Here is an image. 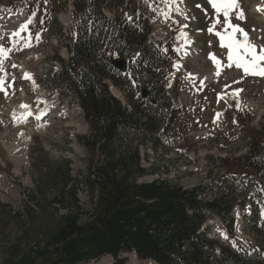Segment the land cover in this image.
<instances>
[{
  "label": "rangeland",
  "instance_id": "374dc122",
  "mask_svg": "<svg viewBox=\"0 0 264 264\" xmlns=\"http://www.w3.org/2000/svg\"><path fill=\"white\" fill-rule=\"evenodd\" d=\"M28 1L30 9L26 4L9 7L11 12H4L1 8L8 9V6L5 0H0V31L4 34L0 45L5 48L12 47L9 34L35 13L34 23L29 26L32 46L9 54L5 62V87L8 83L12 86L7 96L0 92V264H13L16 257L35 248L43 229L57 219L49 198L40 200V206L34 210L23 208V191L35 186L38 176L43 180L40 184L45 183L48 191L54 185L53 178L47 177L48 169L61 159H68L72 174L78 176L85 170L88 156L77 138L88 131V124L57 75L68 59L71 0ZM138 1L140 6L148 5L150 11L153 10L152 39L170 43L175 51L168 82V87H173L174 81L173 91L169 92L170 108L174 110H164L165 119L173 124L170 133L157 142L145 134H127L117 143V151L129 149L139 153L140 166L145 172L137 181L157 179L186 188L203 187L200 195L203 200L223 197L235 210V235L260 244L252 234L248 215L255 213L258 221L264 223V203L259 204L241 192L235 176L245 169L241 160L248 151L252 133L261 126L264 131V78L242 79V71L235 67L224 68L216 75L217 67L210 54L227 64L228 49L221 47L214 32H209L217 18L209 0H174L170 5L163 0ZM259 2L261 0H239L245 19L239 20L233 15L231 21L248 33L257 50L264 46L263 16L261 12L256 14ZM19 12L22 15H18ZM161 12H168L169 17L165 18ZM219 19L221 23L216 25L215 31L222 32L223 16ZM37 33L39 40L35 39ZM181 33L186 34V39L181 38ZM236 38L243 39L239 33ZM28 69L31 79H24ZM110 89L126 103L121 91L115 88L117 95L113 92L111 83ZM235 89L243 90L239 97L231 95ZM21 104L28 105L32 112L24 123L14 118L26 111ZM41 111L45 114L37 120L35 117ZM217 113H223L218 120ZM27 131L30 135L26 139ZM78 197L82 207L87 208L86 193L80 190ZM15 212H18L17 217L13 216ZM203 227L210 236L231 242L225 225L217 216ZM120 256L125 257V264H154L137 258L132 252ZM112 263L111 256L103 255L79 264Z\"/></svg>",
  "mask_w": 264,
  "mask_h": 264
},
{
  "label": "trees",
  "instance_id": "16d2710c",
  "mask_svg": "<svg viewBox=\"0 0 264 264\" xmlns=\"http://www.w3.org/2000/svg\"><path fill=\"white\" fill-rule=\"evenodd\" d=\"M5 2L11 8L32 7L28 0ZM71 4L68 59L57 75L89 127L77 136L88 155L86 168L73 175L69 160L61 159L48 169L47 177L54 180L48 191L40 176L23 191V208L34 210L49 198L57 219L43 229L37 246L13 264H79L103 255L111 256L112 264H125L120 255L127 252L155 264H264V223L255 213L249 223L260 244L235 235V210L223 197L203 200V187L137 181L145 172L139 153L117 151L127 134H145L157 142L173 124L164 110H174L169 93L174 81L173 87L168 82L176 55L170 43L150 36L153 10L138 0ZM116 59L125 63V72L113 66ZM110 83L123 93L125 104L114 96ZM241 161L245 169L235 176L240 191L264 203L262 126L252 133ZM80 190L88 196L87 208L78 197ZM213 216L225 225L231 242L210 236L203 227Z\"/></svg>",
  "mask_w": 264,
  "mask_h": 264
},
{
  "label": "snow or ice",
  "instance_id": "6c2138e0",
  "mask_svg": "<svg viewBox=\"0 0 264 264\" xmlns=\"http://www.w3.org/2000/svg\"><path fill=\"white\" fill-rule=\"evenodd\" d=\"M47 2V0H45ZM166 5H170L174 3V0H163ZM210 5L215 10L216 20L210 26L209 32H214L217 35L221 42V47L228 49L227 55V64H222L214 54H210V59L213 60V63L217 67L216 75L219 76L221 71L224 68H233L239 69L243 73V77L254 76L264 78V46H260L259 50H257V45H255L248 37V33L240 28L238 25L232 24V17L235 15L236 19L244 20L245 15L242 11H240L239 0H209ZM258 11L264 12V8H258ZM165 18L169 17L168 12H161ZM223 16V31H215L216 25L221 23L219 19L220 16ZM35 13H33L25 23L21 24L19 28L12 33L9 34L8 39L11 41L12 47L5 48L0 45V73H5V62L9 59V54L13 51L22 50L25 47L32 46L33 35L30 31V25L34 23L33 17ZM2 28V26H0ZM230 30V31H229ZM22 33H26V35H22ZM239 33L243 39H237L236 34ZM181 38L186 39V34L181 33ZM0 39H4V34L0 31ZM35 39L39 40V33L35 35ZM19 46V47H18ZM12 67H16V65H12ZM24 79H31L30 74H25ZM7 75H0V92H4V94L8 95V88H11V83L7 84ZM240 81H234V83H239ZM242 89H235L231 95L235 97H239ZM221 99L223 97H220ZM22 109L26 111L21 113L19 116H14V118L19 123H24L27 120L28 116L32 115V112L29 110V106L25 104H21ZM45 113L41 111L39 115L35 118L39 120L41 116ZM223 113L216 114V120H218ZM215 122V121H214Z\"/></svg>",
  "mask_w": 264,
  "mask_h": 264
},
{
  "label": "water",
  "instance_id": "95a60500",
  "mask_svg": "<svg viewBox=\"0 0 264 264\" xmlns=\"http://www.w3.org/2000/svg\"><path fill=\"white\" fill-rule=\"evenodd\" d=\"M113 66L120 72H125L127 67L122 60L116 59L113 61ZM147 92L145 90L142 91L141 96L144 98L146 97ZM154 102V101H152Z\"/></svg>",
  "mask_w": 264,
  "mask_h": 264
},
{
  "label": "bare ground",
  "instance_id": "6f19581e",
  "mask_svg": "<svg viewBox=\"0 0 264 264\" xmlns=\"http://www.w3.org/2000/svg\"><path fill=\"white\" fill-rule=\"evenodd\" d=\"M262 7V4L259 2L258 3V7L257 8H261ZM4 12H11V11H9V9H7V8H1ZM256 10V9H255ZM258 11V10H257ZM259 12L260 11H258V13H256L257 15L259 14ZM18 14V13H17ZM261 14V13H260ZM14 15H16V14H14ZM18 15H22V12H19V14ZM263 16V19H262V17H261V21H264V15H262ZM66 54V53H65ZM26 74H30V76H31V72H30V70L28 69V71H27V73ZM113 87V86H112ZM115 90V88L113 87V92L117 95V93L114 91ZM119 96V95H118ZM17 110H19V109H16V111ZM25 137H26V139L28 138V135H30V132L29 131H27V132H25ZM149 263H153L152 261H150L149 260Z\"/></svg>",
  "mask_w": 264,
  "mask_h": 264
}]
</instances>
